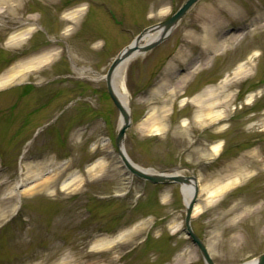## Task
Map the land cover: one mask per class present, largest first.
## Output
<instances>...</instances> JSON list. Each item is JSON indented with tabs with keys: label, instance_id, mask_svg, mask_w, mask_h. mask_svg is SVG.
Masks as SVG:
<instances>
[{
	"label": "rangeland",
	"instance_id": "obj_1",
	"mask_svg": "<svg viewBox=\"0 0 264 264\" xmlns=\"http://www.w3.org/2000/svg\"><path fill=\"white\" fill-rule=\"evenodd\" d=\"M184 1H10L17 8L0 22L12 26L33 16L35 30L22 46L7 47L11 31L0 29V76L19 57L50 45L58 52L53 63L23 80L59 78L68 88L65 99L77 101L29 144L9 140L13 146L5 147L0 139V264H204L184 230L181 185L133 177L114 156L119 112L104 79L98 80L139 32ZM79 6L76 23L62 21L64 12ZM209 29L215 41L227 38L226 46L203 50L199 39ZM239 68L244 73L234 78ZM125 86L129 160L196 178L190 224L214 264L256 258L264 251V0H198L162 42L130 62ZM207 91L227 101L212 120L191 101ZM8 94L0 99V115L7 116L15 100ZM53 110L32 117L25 138ZM7 121L10 136L21 129L19 112ZM69 128L61 145L59 136ZM22 152L33 156L15 158ZM239 174L240 181L210 197L215 185ZM123 232L109 247L91 248L99 237Z\"/></svg>",
	"mask_w": 264,
	"mask_h": 264
},
{
	"label": "bare ground",
	"instance_id": "obj_2",
	"mask_svg": "<svg viewBox=\"0 0 264 264\" xmlns=\"http://www.w3.org/2000/svg\"><path fill=\"white\" fill-rule=\"evenodd\" d=\"M10 1L13 0H0V20L1 18H4V13L5 11H13L14 9L17 8V4L11 3ZM207 9H209L211 12H214V10H218V7L216 6H208ZM82 7H76L74 9H71L69 11H66L62 14V21L73 24L76 23L78 16L81 14ZM14 20H18L17 18H13L12 22ZM35 20L36 18L33 16H28V18L24 22H13L12 26L8 25L5 26V24H2L0 22V29H10V33L5 39V46L7 47H15V46H22L27 39H29L30 35L34 32L35 30ZM11 22V21H9ZM70 28H64V31L67 32ZM63 31V32H64ZM64 32V33H65ZM238 32V31H237ZM162 34V30H153V31H147L146 33L143 34L142 38L139 40L137 43L138 46L151 42L155 39H157L160 35ZM229 37L231 40L235 39L236 36H234V33ZM229 34V35H230ZM239 34V33H238ZM215 34L212 30H206L205 31V36L201 37L199 39V42L202 45L203 50L207 49H217L219 47H224L226 46L225 44L227 42L226 39H222L221 41H215ZM222 38V37H221ZM205 50V51H206ZM140 53L138 51H135L132 53L129 57L125 58L122 60L114 69L113 74L110 79V84L111 88L113 90V93L115 94L116 98L120 102L121 106L125 109V111L129 114V106H128V92L125 86V73L128 65L130 62L135 59ZM58 55V52L54 50V48L50 45H46L42 48H39L38 50H32L28 52L26 55L21 56L17 59V61L13 64V66L8 70V72L2 76H0V87L13 82L15 80H22L24 77L31 72L37 71L41 67H45L50 63H53V61L56 59ZM80 70V69H79ZM85 71H88V69H82ZM90 71V70H89ZM83 72V71H82ZM244 73V70L242 68H239L237 71L234 72V78L242 75ZM104 79V76H98V80ZM165 83H163L164 86ZM221 99L217 97V94L215 91H207L205 93L195 95L192 97L191 101L196 103L201 111L204 112L205 116H209L208 119L212 120L215 117V108L225 106L227 104L226 102H223ZM123 119L121 116L118 118V128L122 125ZM143 124H146L145 121ZM220 144L217 143L212 146L211 150L213 153H216L219 150ZM114 156L120 161V157L118 153L114 154ZM137 166V165H136ZM138 169L144 171L145 173L148 174H159L160 172H156L155 170L151 168H142L140 166H137ZM163 175L166 176H171V175H179L180 172L178 169L173 168L170 169L169 171L163 172ZM242 178V174L237 175L234 178H229L221 183H218L215 185L214 188L210 190V197L213 199L217 196H219L220 193H222L224 190L229 188L230 186L234 185L236 182L240 181ZM180 191L182 194L183 198V203L185 207L189 204L192 195H193V184L192 183H187V184H182L180 187ZM2 200H0V206L2 203ZM197 206H194L193 210L194 212L196 211ZM123 233H119L114 237H99L98 239L94 240L91 244L92 249H102L105 247H109L113 242L118 241L123 237ZM257 258H253L249 261L238 263V264H256ZM65 262H62V260L59 262V264H63ZM72 264H82L78 263L76 261L72 262Z\"/></svg>",
	"mask_w": 264,
	"mask_h": 264
},
{
	"label": "water",
	"instance_id": "obj_3",
	"mask_svg": "<svg viewBox=\"0 0 264 264\" xmlns=\"http://www.w3.org/2000/svg\"><path fill=\"white\" fill-rule=\"evenodd\" d=\"M197 1L198 0H185L180 5V7L176 11L171 13L167 18L152 26L144 28L141 32H139L135 36L134 40L124 49H122L109 64L107 71L104 75V81L106 84L107 93L110 99L112 100V103L118 110L119 116H121L123 119V123L118 128V131L114 138L115 148L120 157L121 164L134 177L142 179L144 181H148L152 184H167V183H175L179 185L187 184V183L193 184V195L189 204L185 207V214L183 219L185 226V233L192 242V244L199 251L201 258L204 261V264H214L213 260L211 259V257L209 256L206 250L203 241L193 232L190 224L191 214L193 212L194 204L197 199V193H198L196 178L194 176H184L181 174L166 176L162 174L163 172H160L159 174H148L138 169L137 166L129 160V158L126 156L124 152L123 141H124L125 131L130 125V114H128L125 111V109L121 106L120 102L113 93L110 84V79L113 74V71L122 60L129 57L135 51H138V53H145L151 50L152 48H154L155 46H157L169 35V33L175 27V25L181 20V18H183V16ZM158 29L162 30V34L157 39L138 46L137 43L142 38L144 33H146L147 31H153ZM256 258H257L256 264H264V252L260 253Z\"/></svg>",
	"mask_w": 264,
	"mask_h": 264
},
{
	"label": "flooded vegetation",
	"instance_id": "obj_4",
	"mask_svg": "<svg viewBox=\"0 0 264 264\" xmlns=\"http://www.w3.org/2000/svg\"><path fill=\"white\" fill-rule=\"evenodd\" d=\"M65 85V82H63L61 79L59 80V78L56 79L55 77L44 80L42 83H38L36 81H31L28 79H22L17 84L1 90L2 92H0V99H3L2 97L4 96H8V93H12V95L15 96V100L8 106V111L6 114L7 116L0 115V139L1 141H3L2 143H4L5 147H12L13 144L10 142L12 140H14L17 145L29 144L32 137H36L38 134L50 128L54 123L64 117V114L67 112L69 106L73 102L77 101H72V98L65 99V93L68 91V88ZM61 99L63 100L60 102ZM56 102L58 105H56ZM49 109H54V115L52 114V117L46 120L43 125H41V129H39V126L34 127L35 129L33 128L31 138H25L27 133V127L25 126V124L30 125L32 117H36V115L41 111H48ZM18 112L21 114V129L18 128V130L14 131L13 135L10 136L8 133L9 131L6 127L8 126V124H10V121L7 120L12 118L13 113L15 114ZM54 112H56L57 114H55ZM70 135L71 128H69V130L67 131L64 130V135L59 136L60 138H62V140L60 141L61 145L66 142V138H69ZM42 153L45 154V150ZM65 154L66 152L63 153V155ZM0 155H3L1 151ZM63 155L60 154V156ZM32 156L33 154L31 152H22L15 158L30 159Z\"/></svg>",
	"mask_w": 264,
	"mask_h": 264
}]
</instances>
